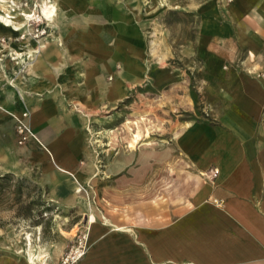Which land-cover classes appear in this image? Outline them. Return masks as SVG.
<instances>
[{
  "label": "crops",
  "instance_id": "0c3cea01",
  "mask_svg": "<svg viewBox=\"0 0 264 264\" xmlns=\"http://www.w3.org/2000/svg\"><path fill=\"white\" fill-rule=\"evenodd\" d=\"M57 3L55 38L22 72L26 86L9 81L10 57L0 63V174L23 172L28 158L63 199L81 182L73 139L92 108L90 96L104 95L107 85L119 95L142 78L148 44L139 18L119 0ZM195 7V53L204 61L203 96L213 120L189 122L172 147L141 157L145 165L111 161L113 187L99 197L104 209L88 215L89 248L79 264H264V0ZM16 34L6 30L1 43L24 52L37 45L6 39ZM22 108L37 136L24 145L14 117ZM1 242L0 264H32ZM65 249L57 246L47 263Z\"/></svg>",
  "mask_w": 264,
  "mask_h": 264
},
{
  "label": "rangeland",
  "instance_id": "374dc122",
  "mask_svg": "<svg viewBox=\"0 0 264 264\" xmlns=\"http://www.w3.org/2000/svg\"><path fill=\"white\" fill-rule=\"evenodd\" d=\"M7 1L9 9L33 12L25 29L13 31L18 34L6 39L31 46L39 40L55 38V21L42 15L43 0ZM52 1L58 7L57 1ZM119 1L143 26L147 62L142 78L127 84L121 94L114 96L107 85L104 95L90 96L96 100L84 114L86 122L78 128V137L73 139L80 151L75 167L81 172L83 190L70 198L54 196L44 182L41 168L28 158L23 172L0 174V241L11 250L24 253L26 260L29 250L45 249L49 252L47 257H52L57 246L67 248L79 226L87 223L88 215L104 209L99 197L113 187L112 160L118 158L125 165L138 160L145 165L146 159L141 157L172 147L178 132L189 122L197 117L213 120L203 96L204 61L195 53L200 25L195 3L204 0ZM15 50L8 46L0 63L9 57L15 62ZM22 52L21 66L18 69L14 64L11 72L30 71L29 57ZM223 67L227 69L230 64ZM115 76L109 72L107 82ZM30 140H37L36 134Z\"/></svg>",
  "mask_w": 264,
  "mask_h": 264
},
{
  "label": "bare ground",
  "instance_id": "6f19581e",
  "mask_svg": "<svg viewBox=\"0 0 264 264\" xmlns=\"http://www.w3.org/2000/svg\"><path fill=\"white\" fill-rule=\"evenodd\" d=\"M9 8L10 7H9V4H8L7 0H0V36L6 30H12V31L24 30L25 27H26V24L30 20V16L32 15L31 13L33 12V9H31L29 11H26L25 9H16V8L9 9ZM106 11H107V9H106ZM57 12H58V7H57V4H55V2H53L52 0H49V1L43 0V2H42V15L44 16V18H47V19L52 20V21H55ZM49 42H50V39L43 40V41L39 40V42L37 43L36 46H34L32 48H29V49H27L25 51V53L29 57V61H30L29 70L30 71H31L32 67L34 66V61H36L38 56L42 53L43 49L47 48ZM7 49H8L7 45H3V43H0V59H4L5 58V51ZM13 54H14L13 59L15 60V62H14L15 67H17L19 69V67L21 66L22 58H23V52H22V50L16 49ZM43 56H44V54H43ZM40 60H42V59H40ZM18 69H16L15 72L9 73L7 76L9 78V81L13 85L21 86V88H24L27 83H26V81H25V79H24V77L22 75V71L18 70ZM158 71H160V70H158ZM161 71H163V70H161ZM21 97H22V95H21ZM45 106H43V108ZM23 110H26V109H23ZM39 110H41V108ZM45 112L47 113V111H45ZM37 126L39 128L40 125H37ZM34 130H35V128H34ZM34 130H33V128H31V131H32L33 134H35ZM151 138H153V137H151ZM77 174H79V173H77ZM73 187H74V192L76 194L79 193L82 190V184H81L80 180L77 181L76 185H74ZM48 255H49V252L47 250H45V249L44 250H39L38 249V250H35V251L29 250L28 251V258H27L28 261L27 262H30L32 264H46Z\"/></svg>",
  "mask_w": 264,
  "mask_h": 264
},
{
  "label": "built area",
  "instance_id": "2783aa9c",
  "mask_svg": "<svg viewBox=\"0 0 264 264\" xmlns=\"http://www.w3.org/2000/svg\"><path fill=\"white\" fill-rule=\"evenodd\" d=\"M28 115L29 112L25 110L21 116H16V133L18 136V142L20 144L26 143L33 136L31 128L25 120ZM218 172V168H213L211 175L214 177L218 174ZM215 202L218 205L223 204V201L220 199H215ZM88 230L89 227L87 223L79 226L76 233L74 234V237L72 238L71 243L54 264H79V262L86 255L89 248Z\"/></svg>",
  "mask_w": 264,
  "mask_h": 264
},
{
  "label": "trees",
  "instance_id": "16d2710c",
  "mask_svg": "<svg viewBox=\"0 0 264 264\" xmlns=\"http://www.w3.org/2000/svg\"><path fill=\"white\" fill-rule=\"evenodd\" d=\"M1 177V176H0Z\"/></svg>",
  "mask_w": 264,
  "mask_h": 264
}]
</instances>
